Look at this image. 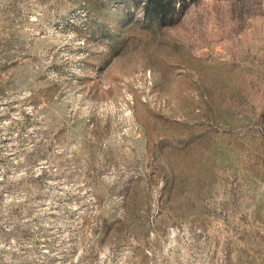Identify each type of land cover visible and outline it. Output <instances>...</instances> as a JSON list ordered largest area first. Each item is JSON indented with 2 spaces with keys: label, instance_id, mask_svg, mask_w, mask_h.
<instances>
[{
  "label": "rangeland",
  "instance_id": "rangeland-1",
  "mask_svg": "<svg viewBox=\"0 0 264 264\" xmlns=\"http://www.w3.org/2000/svg\"><path fill=\"white\" fill-rule=\"evenodd\" d=\"M0 0V264H264V0Z\"/></svg>",
  "mask_w": 264,
  "mask_h": 264
},
{
  "label": "trees",
  "instance_id": "trees-1",
  "mask_svg": "<svg viewBox=\"0 0 264 264\" xmlns=\"http://www.w3.org/2000/svg\"><path fill=\"white\" fill-rule=\"evenodd\" d=\"M162 0H147L146 11L149 15H154V13L158 10L160 2Z\"/></svg>",
  "mask_w": 264,
  "mask_h": 264
}]
</instances>
